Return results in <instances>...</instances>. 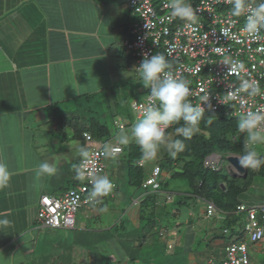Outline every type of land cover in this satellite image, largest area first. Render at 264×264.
I'll list each match as a JSON object with an SVG mask.
<instances>
[{
  "label": "crops",
  "instance_id": "1",
  "mask_svg": "<svg viewBox=\"0 0 264 264\" xmlns=\"http://www.w3.org/2000/svg\"><path fill=\"white\" fill-rule=\"evenodd\" d=\"M94 1L0 0V161L7 164L11 173L7 186L0 187V217L12 222L0 230V250L6 246L24 249L26 243L35 246L37 240L31 243V239L21 241V237L33 227L43 228L37 218L41 197L53 188L51 182L59 183L61 190L57 193L59 190L52 189L55 191L51 196L62 195L74 187L72 182L69 188L64 187L70 172L63 169L68 168L69 162L53 138L61 130L67 143L75 140L70 127L59 120V114L67 111L61 110L60 104L73 99L79 102L82 90L97 85L95 79L99 75L95 77L94 73L101 72L111 56L102 47L110 42L107 40L110 33L96 32L95 36L99 19H89L94 6L88 4ZM83 74L87 81L79 79ZM101 79L106 86L108 82L104 77ZM79 144L90 148L87 142ZM60 152L64 154L61 157ZM43 161L54 164L57 172L42 177L38 186L35 173ZM214 234V231L206 234L210 246L200 257L194 252L189 254L191 262L216 264L215 254L224 257L230 239L211 242ZM249 244L255 251L258 248L253 247L262 243Z\"/></svg>",
  "mask_w": 264,
  "mask_h": 264
},
{
  "label": "rangeland",
  "instance_id": "2",
  "mask_svg": "<svg viewBox=\"0 0 264 264\" xmlns=\"http://www.w3.org/2000/svg\"><path fill=\"white\" fill-rule=\"evenodd\" d=\"M80 1L87 2L93 0ZM162 1L155 0V8H158ZM94 2L88 4L94 6L89 12V19L91 21L93 18L99 19L100 25L98 29L94 30L95 36H97L96 32L98 34L110 33L107 40L110 39L112 43L107 41L108 44L102 47H106V52L110 53L111 56H108V61L104 62L107 64L103 67L104 70L102 69L101 72L99 70L94 73L95 77L99 75L95 79L97 85L93 86L90 90H82L81 97L78 96L79 102L74 99L73 101L65 100V102H61L59 108L61 110H67L66 112L68 114L69 112H78L77 114H85L86 116L90 114V109H93V112L97 111L100 114L102 121L111 128L116 136L122 130L120 124L126 125L125 130H128L136 121L138 117L132 108V104L136 100L144 99L148 91L141 84L134 69L136 60L130 57L124 47V40L127 37L126 26L137 22L138 16L130 8L128 0H95ZM103 18L105 20H102ZM110 27L113 28L111 32H109ZM100 76L104 77L108 82L106 86H103V80ZM79 79L81 81H87L85 74ZM109 83L111 84L109 85ZM85 94L88 95L82 96ZM60 114L63 115V113ZM115 121L116 124H114ZM58 132L60 134L58 133L56 135L57 138H53L56 141L54 144L57 148L64 151L65 157L67 156L66 159L69 162L68 168L63 169L70 172L67 175V181L65 180L66 183L64 182V187L69 188L70 182L74 186H79L83 183V180H77L75 178L73 165L81 161L78 150L81 141L72 140L67 143L61 134L63 132L61 130ZM112 142H114V139ZM255 149L259 153H263L264 144L256 145ZM52 153H54V148L52 149ZM63 155L61 152L59 153L60 157ZM226 157L228 155L225 156L222 162V166L224 167H228L229 164ZM160 160L161 158L158 156L154 161H145L144 173L146 176L151 175L153 167L159 164ZM107 167L108 177L118 188L114 192V196L99 199L97 205H81L76 215V227L74 230L31 228L23 234L21 241L31 239V243H35V240H37L36 245L29 246L26 243V246L23 247L24 249L20 248V250L15 249L13 246L2 248L0 250V264H21L20 262H24V264H104L106 261L110 262L109 264H117L114 260L117 259L116 256L120 253L123 254L121 258H124L120 264H127V262L128 264H196L198 260L191 262L188 259L190 253L187 250L186 232H181L179 235L174 234L176 232H172L174 237L176 236V241L173 244L175 245L174 249L169 250L168 242L169 240L170 242L173 240L167 236L159 235V233H156V230L159 231L162 229L164 231L166 230L165 227H167L170 231H176L175 226L177 222L183 221L187 223L188 216H193V224L196 227L194 231L197 234L192 245V250L195 251L197 257H200L210 246L206 240V234L214 231L212 230L213 228L217 230V228L227 224L226 221L220 219L221 214L219 212L214 217H207L205 212L208 205L201 201H193L188 205L185 204L180 209L181 214L179 218L174 217V215L164 214L163 212L159 217L160 212L157 211L156 218H160L157 224L158 227L155 228V232L146 237L142 243L144 245L143 247L134 250V242H128V238L130 237L131 240L133 238L135 239L134 236L136 235H142L144 232L143 228L146 224L145 221L142 222V227L133 231L134 227L138 226L137 218L135 217L136 208L134 207V202L139 197L142 198L146 191L131 187L128 183L127 174L125 173L126 169L120 162V157H111L108 159ZM170 171L172 170L167 168L162 169V174L159 179L164 183H170L167 188L175 191L178 189L175 187L177 183L172 178ZM255 184L254 187L247 190L241 196L243 202L248 205L256 203L264 195V180L256 181ZM51 185L53 188L48 189V195H54L53 192L55 190L52 189L56 188V192L59 190V183L54 184V182H51ZM182 189L185 188L183 187ZM60 192L61 190L57 193ZM101 208H106L107 210L100 211ZM236 218L239 220L234 224L235 228H239L240 223L246 222V216L244 214H238ZM119 223L120 226L123 224L128 232L126 236L121 238L124 242L122 245H116L113 240L109 239V235H106L110 229H113ZM187 227L185 225V230H187ZM106 236L108 237L106 238ZM219 242H223V240L220 239ZM253 248H258L253 251L249 247V255L252 258L253 264H264V245L258 244L257 247ZM141 252L143 254L139 255ZM133 253L137 254L138 260L135 263H130L128 257L133 255ZM174 253H176L175 256L173 255ZM216 255L218 254H215L213 258L215 263L224 264L225 255L223 258Z\"/></svg>",
  "mask_w": 264,
  "mask_h": 264
},
{
  "label": "built area",
  "instance_id": "3",
  "mask_svg": "<svg viewBox=\"0 0 264 264\" xmlns=\"http://www.w3.org/2000/svg\"><path fill=\"white\" fill-rule=\"evenodd\" d=\"M128 2L138 16V21L131 25L124 47L130 57L136 60V66L143 59L144 53H164L172 62L173 70L190 81L192 102L200 103L201 98L207 95L213 106L209 109L211 111L223 109L226 115L236 117L241 111L254 110L257 105L264 104V98L259 96L245 97L243 106L239 99L232 101L231 106L220 103L218 99H223L230 89L237 88L241 79L256 80L264 88V30L257 37L247 33L244 30L245 16L231 15V0L190 1L196 13L194 21H184L173 16L167 6L168 2L161 3L158 8H155L152 0ZM258 3L259 0H249L251 8ZM243 60L246 63H242ZM233 61L242 64L243 68L230 71L229 65ZM146 102L147 95L133 102L132 108L137 117ZM204 106L207 109V104ZM120 128L124 129V126L120 125ZM84 137L90 147L89 168L107 175L104 146L111 141H94L89 133H85ZM116 147L118 150L114 156L123 152L122 146ZM220 159L212 155L206 159V165L215 167ZM144 164L145 161L141 159L139 165ZM161 172V167L155 166L144 188L159 191L157 179ZM90 190L91 184L83 180L81 185L70 188L62 195H43L37 213L40 225L50 229H74L80 206L96 205L99 202L89 199ZM114 195L113 189L105 197ZM138 202L139 199L134 203ZM208 204L207 212L212 215L216 208L213 203ZM238 211L246 213L249 218L245 226V238L237 242L231 240L226 244L224 264H252L249 243L264 245V202L254 206L242 204L238 206ZM203 264L214 263L208 261Z\"/></svg>",
  "mask_w": 264,
  "mask_h": 264
},
{
  "label": "trees",
  "instance_id": "4",
  "mask_svg": "<svg viewBox=\"0 0 264 264\" xmlns=\"http://www.w3.org/2000/svg\"><path fill=\"white\" fill-rule=\"evenodd\" d=\"M190 1L197 2L199 0ZM130 28V25L126 26V31ZM85 96H87V94ZM62 113L63 115L60 114L61 118H59V120L62 119L65 126L67 125V127H70L73 135L72 137L75 140L81 141L82 145L86 143L84 137L85 133H89L93 140L96 141H112L115 137V133L102 121L97 111L93 112V110H91L88 116L85 114H77L78 112H69L68 114V112L64 111ZM209 119L211 123L207 122ZM114 124H116V121ZM123 126V130H125L126 125ZM174 128L175 125L166 129V134L170 133L173 138L183 139V137H177L175 135ZM239 133L240 132L237 130V120L234 116L226 115L223 109L219 111L208 110L205 112V118L200 124L199 131L191 140L185 141L186 146L182 152H179L173 157L166 150L162 149L158 154L161 160L157 165L161 167V170L164 168L172 170L170 171L171 176L177 183L175 187L178 188L175 191L167 188L170 183H164L159 179L162 172L157 179L159 191L155 192L148 190L149 188H144V184L150 176L145 175V166L139 165L141 151L134 141L123 146V152L120 155L112 156L120 157V162L126 169L125 173L127 174L128 183L131 187L146 191L142 198H138L139 202L134 206L136 208L135 217L137 218L138 226L134 227V225L133 231H136L139 227L141 228L143 225L142 222H146L142 235H136L134 236L135 239L133 238L131 240L130 237L128 238V242H134V250L143 247L144 245L142 243L145 241L146 237L155 232V228L158 227L157 224L160 218H156L157 211L160 212L158 215L159 217L163 212L164 214L174 215V217L179 218L181 214L180 209L185 204L188 205L193 201H201L208 206V203H213L216 208V213L219 212L222 214V219L227 222L226 225L217 228V230L214 229L215 234L211 238V242L220 239L224 240L226 237H228L230 241L233 240L237 242L245 237V224L248 223L249 218L246 213L238 211V206L245 203L241 199V196L246 193L247 190L254 187L256 181L264 180V166L255 170L247 169L246 177L241 178L231 176L228 172V168L222 166L225 156L243 152L244 137L242 133ZM233 138H237V140L234 141ZM212 154L221 156L219 163L215 165V167L206 165L207 157ZM260 154L264 156V152ZM110 158H107V160ZM183 187L185 189H182ZM117 189L115 185L114 192L117 191ZM263 202L264 195L259 201L253 203V205H258ZM207 211L208 208L205 212L206 214L208 213ZM238 214H244L246 216V222L240 223V227L235 228L234 224L239 220L236 218ZM188 217L189 218L186 220L187 223L182 220V222L179 221L176 223V231H170L167 227H165L166 230L164 231H162V229L159 231L156 230V233H159V235L167 236L169 239L173 240L172 242H170V240L168 242L169 250L174 249L175 245L173 244L174 241H176V236L174 237L172 232H177L178 235L179 233L181 234V232H186L187 250L189 253H195V251L192 250V245L197 234L194 231L196 227L193 224V216L189 215ZM185 225L188 226L187 230H185ZM127 234L126 227H124L123 224L120 226L119 223L116 224L113 229H110L106 235H109V239L113 240L116 245H122L124 242L121 238ZM107 237L108 236H106V238ZM141 254L143 253H139V255ZM122 255V253L118 254L114 262L117 264L122 263L124 260L123 257L121 258ZM136 255L137 254L133 253V255L128 257L130 263H135V261L138 260ZM173 255L175 256L176 253ZM109 263L110 262L106 261L104 264Z\"/></svg>",
  "mask_w": 264,
  "mask_h": 264
},
{
  "label": "clouds",
  "instance_id": "5",
  "mask_svg": "<svg viewBox=\"0 0 264 264\" xmlns=\"http://www.w3.org/2000/svg\"><path fill=\"white\" fill-rule=\"evenodd\" d=\"M231 3V15L245 16L244 30L253 37L259 36L261 30H264V0H259L254 8H251L249 0H231ZM167 6L173 16L184 21H194L196 13L190 0H168ZM229 66L230 71L243 68V65L236 61ZM134 69L141 84L148 90L147 102L131 128L120 130L114 137V144L104 146V156L105 158L114 156L118 150L116 146L123 147L133 140L140 148L143 161H154L162 149L175 157L185 149V141L191 140L199 131L206 110L213 107L209 102V96L202 97L200 103L194 104L190 99L192 95L190 81L173 70L172 62L164 53L152 55L144 53L143 59ZM257 96L264 98V88L259 82L253 79H241L237 88L230 89L224 94L223 99H218L220 103L230 106L232 101L239 99L243 106L245 97ZM235 118L237 130L244 137L243 152L230 154L229 157H236L241 168L259 169L264 166V156L256 151L255 146L264 144V104L257 105L254 110L241 111ZM207 122L211 123V120ZM173 125H175V135L183 139L173 138L170 133L166 134V129ZM78 150L81 161L73 165L75 178L87 180L91 184L89 192L91 201L95 202L108 196L115 187L114 182L107 175L89 168L91 158L86 147L80 146ZM233 171L238 169L233 168ZM56 172L57 168L54 164L41 162L35 173L38 186L42 177L54 175ZM10 177L7 164L0 161V187L7 186ZM106 210V208L100 209V211ZM11 223L9 219L0 217V230L9 227Z\"/></svg>",
  "mask_w": 264,
  "mask_h": 264
},
{
  "label": "water",
  "instance_id": "6",
  "mask_svg": "<svg viewBox=\"0 0 264 264\" xmlns=\"http://www.w3.org/2000/svg\"><path fill=\"white\" fill-rule=\"evenodd\" d=\"M217 157L219 156L218 154H214ZM227 161L229 162L228 166V171L231 176L235 178H241V177H246L247 174V169L241 168L238 162V159L236 157H227ZM233 168L238 169V171H233Z\"/></svg>",
  "mask_w": 264,
  "mask_h": 264
},
{
  "label": "bare ground",
  "instance_id": "7",
  "mask_svg": "<svg viewBox=\"0 0 264 264\" xmlns=\"http://www.w3.org/2000/svg\"><path fill=\"white\" fill-rule=\"evenodd\" d=\"M163 2H168V0H163L161 3H163ZM152 3H153V5H154V3H155V0H152ZM155 6V5H154ZM263 34H264V32H262ZM245 61L243 60L242 61V63H244ZM246 63V62H245ZM212 155H214V154H212ZM212 155H210V156H212ZM210 156L209 157H207V158H210ZM218 157H220L221 158V156L219 155Z\"/></svg>",
  "mask_w": 264,
  "mask_h": 264
}]
</instances>
